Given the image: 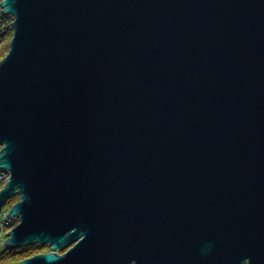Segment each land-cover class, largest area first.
Returning a JSON list of instances; mask_svg holds the SVG:
<instances>
[{
  "label": "water",
  "instance_id": "95a60500",
  "mask_svg": "<svg viewBox=\"0 0 264 264\" xmlns=\"http://www.w3.org/2000/svg\"><path fill=\"white\" fill-rule=\"evenodd\" d=\"M0 7L19 264H264V0Z\"/></svg>",
  "mask_w": 264,
  "mask_h": 264
},
{
  "label": "built area",
  "instance_id": "2783aa9c",
  "mask_svg": "<svg viewBox=\"0 0 264 264\" xmlns=\"http://www.w3.org/2000/svg\"><path fill=\"white\" fill-rule=\"evenodd\" d=\"M3 0H0V4ZM13 18L10 15H4L0 7V48L6 43L7 38L13 33ZM9 174L0 169V189L7 183ZM9 207H4L0 217V254L5 251L4 242L7 240L8 232L19 222L18 218L9 219Z\"/></svg>",
  "mask_w": 264,
  "mask_h": 264
},
{
  "label": "trees",
  "instance_id": "16d2710c",
  "mask_svg": "<svg viewBox=\"0 0 264 264\" xmlns=\"http://www.w3.org/2000/svg\"><path fill=\"white\" fill-rule=\"evenodd\" d=\"M8 203H11V201ZM43 249L49 250L48 247H40L36 245L22 247L17 250H5L2 254H0V264H19L27 258L40 254L39 252Z\"/></svg>",
  "mask_w": 264,
  "mask_h": 264
},
{
  "label": "rangeland",
  "instance_id": "374dc122",
  "mask_svg": "<svg viewBox=\"0 0 264 264\" xmlns=\"http://www.w3.org/2000/svg\"><path fill=\"white\" fill-rule=\"evenodd\" d=\"M10 40H11V35L7 38V40H6V43L0 48V60H1V58H3L5 55H6V53H7V51H8V45H9V42H10ZM4 186H5V184H4ZM3 186V187H4ZM2 187V188H3ZM1 188V189H2ZM0 189V190H1ZM18 202V198L16 197V198H14L13 200H11V203H7V205H6V207H9V210H11V207L15 204V203H17ZM18 224V223H17ZM16 224V225H17ZM14 228V227H13ZM49 252V250L48 249H43L42 251H40L39 253L40 254H45V253H48ZM39 255V254H38Z\"/></svg>",
  "mask_w": 264,
  "mask_h": 264
},
{
  "label": "bare ground",
  "instance_id": "6f19581e",
  "mask_svg": "<svg viewBox=\"0 0 264 264\" xmlns=\"http://www.w3.org/2000/svg\"><path fill=\"white\" fill-rule=\"evenodd\" d=\"M13 200V199H12Z\"/></svg>",
  "mask_w": 264,
  "mask_h": 264
}]
</instances>
